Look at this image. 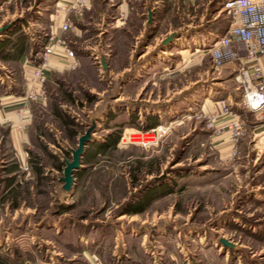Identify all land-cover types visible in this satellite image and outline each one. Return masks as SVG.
I'll return each mask as SVG.
<instances>
[{"label": "rangeland", "instance_id": "1", "mask_svg": "<svg viewBox=\"0 0 264 264\" xmlns=\"http://www.w3.org/2000/svg\"><path fill=\"white\" fill-rule=\"evenodd\" d=\"M58 1L0 0V41L9 39V49L21 33L27 48L22 62L0 60V96L24 97V66L58 23ZM228 1L176 4L154 26L141 24V0H88L71 17L65 36L80 66L48 83L45 104L30 103L26 164L0 127V264H264L263 134L258 148L250 134L232 155L217 148L202 114L205 99H228L231 117L259 124L239 104L235 72L215 69L207 52L229 25ZM112 111L109 127H117L105 130ZM153 122L164 133L136 144ZM107 131L120 133L118 144L74 172L69 196L59 180L68 149L87 132L90 144H104ZM13 164L19 169L9 172ZM137 204L142 213L125 214Z\"/></svg>", "mask_w": 264, "mask_h": 264}, {"label": "built area", "instance_id": "2", "mask_svg": "<svg viewBox=\"0 0 264 264\" xmlns=\"http://www.w3.org/2000/svg\"><path fill=\"white\" fill-rule=\"evenodd\" d=\"M87 3L88 0L63 1L51 15L54 22L61 18L60 31L50 29L40 45L39 57L31 61V74L24 77L23 84L27 104L46 103L51 73L72 72L80 66L77 53L65 35L73 27L71 17L82 13ZM224 8L230 12L229 25L207 47V52L215 69L230 67L235 72L234 80L241 90L239 104L254 114L259 124H248L243 119L231 117L228 99L217 101V110H207L202 114L205 128L226 141L228 150L235 155L247 135L251 134L253 141L258 135L254 141L258 148L260 134H264V0H231ZM257 126L262 130L257 131ZM154 128L137 134L141 142L136 144L147 146L156 143V135L164 132H153ZM150 133L153 134L151 140L144 141V135ZM132 136H126L125 142L134 143Z\"/></svg>", "mask_w": 264, "mask_h": 264}, {"label": "crops", "instance_id": "3", "mask_svg": "<svg viewBox=\"0 0 264 264\" xmlns=\"http://www.w3.org/2000/svg\"><path fill=\"white\" fill-rule=\"evenodd\" d=\"M68 1V0H59L56 4V8L60 7V2ZM93 1V0H92ZM195 3V0H141V24L147 25V26H154L161 24L162 22H165L168 18L169 14L171 13L174 5H182L184 7H193ZM62 4V3H61ZM88 4V3H87ZM129 4V0H122V5ZM165 4H169L168 7H164ZM78 16V15H76ZM79 17V16H78ZM77 17V18H78ZM80 18V17H79ZM55 26L51 28L54 32L60 31V22L61 18H57L55 23ZM163 39V38H162ZM77 53V52H76ZM145 53L141 52V58L145 56ZM26 54H23L20 57V62H22V59H24ZM78 56V54H77ZM79 58V57H78ZM30 64V63H29ZM59 67V66H58ZM264 68V67H263ZM24 74L25 76H28L31 74V66H24ZM50 83H54L53 80H55L56 77H58L61 74H50ZM209 103L206 102V99L204 100L203 106H207L206 108L210 110H217L216 102L213 103V105H208ZM31 104H27L23 96H16L12 92H10L7 95L0 96V127H6L8 130V139L12 148L13 153L17 158H19L21 165L27 163L26 153L29 147L33 144L31 140ZM21 115V117L19 116ZM109 118H106L104 121V124L106 127H104L105 130H111L112 128H116L117 126L114 125L112 127H109V122L114 118V113L109 115ZM108 124V126H107ZM159 124H162L161 122H153L150 125L146 126V130L150 128H154L158 126ZM250 124V123H248ZM211 132V131H210ZM113 131H107L105 133L104 137V144H97L88 143L86 145V150L84 155L82 156V164L81 167L84 166V163L89 160L91 157H93L96 153L98 154V150L102 149V146H106V139L108 138L110 134H112ZM210 136L213 138L214 141L218 142L217 148L221 149H228L229 145L224 140H220V137L215 136L214 134H210ZM264 137V134H263ZM110 146L107 145V149L111 148L113 144ZM70 149V148H69ZM96 149V150H95ZM95 151V152H94ZM76 179L74 180L75 184ZM75 191V187L73 186V189L68 193L69 196L71 193ZM138 207H141V204H137ZM141 213V212H139ZM139 213L134 214H127V215H136ZM95 259L96 257L93 256ZM91 264H103L102 260L98 258L96 261H91Z\"/></svg>", "mask_w": 264, "mask_h": 264}, {"label": "trees", "instance_id": "4", "mask_svg": "<svg viewBox=\"0 0 264 264\" xmlns=\"http://www.w3.org/2000/svg\"><path fill=\"white\" fill-rule=\"evenodd\" d=\"M17 32H19V30ZM16 38L17 39H16L15 43L10 44L9 49H6V47L9 46L8 44L10 43V41H8L9 39L0 41V60L18 61L23 54H27V48L24 45L25 44L24 43V37H22V34L20 33V34L16 35ZM54 113L57 117H59V118L63 117L64 120L66 118L67 122H71L69 120V118L64 116L65 114L63 112H61L60 109L56 108L54 110ZM7 135H8V130H7ZM76 135H77L76 131H70V133L68 134V137L73 138ZM119 136H120V133L110 134L109 136H107L108 138L105 141L106 144L107 145L109 144L108 146H110V142H112L111 144H113L112 147L114 148L119 142ZM107 145L104 147L102 146L101 151H103V152L106 151ZM57 167L61 169L60 165H58ZM18 169H19V165L13 164V165H11V167L8 170H9V172H15ZM39 170H40V167H36L34 169V171L36 173H38ZM144 208H145V205H141V207H138L136 205V207H134L131 210L126 211V213L127 214H134V213H139V212L142 213L144 211Z\"/></svg>", "mask_w": 264, "mask_h": 264}, {"label": "water", "instance_id": "5", "mask_svg": "<svg viewBox=\"0 0 264 264\" xmlns=\"http://www.w3.org/2000/svg\"><path fill=\"white\" fill-rule=\"evenodd\" d=\"M173 35H169L165 39H163V42H167V40L171 39ZM92 136L89 132L85 133L84 135L78 137L77 139V146L74 149H68L69 153H71V159L64 160V167L62 169V176L59 178V180L63 183L62 188L66 192H70L73 189L74 186V172L81 167L82 164V156L85 153L86 145L91 142ZM219 243L224 248L232 249L234 247V244L223 237L219 239Z\"/></svg>", "mask_w": 264, "mask_h": 264}, {"label": "bare ground", "instance_id": "6", "mask_svg": "<svg viewBox=\"0 0 264 264\" xmlns=\"http://www.w3.org/2000/svg\"><path fill=\"white\" fill-rule=\"evenodd\" d=\"M231 1V0H230ZM225 9H227V8H225Z\"/></svg>", "mask_w": 264, "mask_h": 264}]
</instances>
